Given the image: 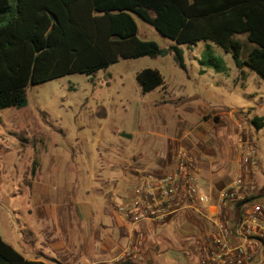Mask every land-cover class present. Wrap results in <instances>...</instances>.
Masks as SVG:
<instances>
[{
  "label": "rangeland",
  "instance_id": "rangeland-1",
  "mask_svg": "<svg viewBox=\"0 0 264 264\" xmlns=\"http://www.w3.org/2000/svg\"><path fill=\"white\" fill-rule=\"evenodd\" d=\"M133 16L141 39L183 51L184 68L173 52L121 59L89 77L75 74L32 85L26 107L0 110V230L4 239L7 230H16L20 243L37 239L52 263L87 264L96 258L92 251L86 254V246L79 259L57 250L60 242L75 248L77 232L90 226L98 229L96 240L110 227L125 236L117 264H153L147 247L155 239L163 243L160 251L167 246L163 234L157 237L166 220L133 225L118 207L135 197L145 177L172 171L158 174L157 168L176 164L178 139L193 132L235 147L238 170L242 157L253 151L244 172L255 185L251 196L264 203V129L251 123L264 117V81L247 67H236L232 55L213 43L178 46ZM234 39L244 43L246 57L253 45L246 35ZM208 46L223 59L226 73L201 65ZM145 68L157 69L164 79L147 94L136 80ZM195 242L189 237L180 244Z\"/></svg>",
  "mask_w": 264,
  "mask_h": 264
},
{
  "label": "trees",
  "instance_id": "trees-1",
  "mask_svg": "<svg viewBox=\"0 0 264 264\" xmlns=\"http://www.w3.org/2000/svg\"><path fill=\"white\" fill-rule=\"evenodd\" d=\"M134 14L178 46L215 44L232 55L236 67H247L264 81V0H0V110L26 107L32 85L75 74L89 77L121 59L173 52L184 68L180 48L162 49L139 37ZM236 35H246L253 45L244 58V43ZM201 65L227 72L210 46ZM136 80L143 94L164 84L152 68L141 70ZM251 123L264 129V117ZM186 252L191 264H199L200 244ZM0 264L45 263L25 258L0 232Z\"/></svg>",
  "mask_w": 264,
  "mask_h": 264
},
{
  "label": "built area",
  "instance_id": "built-area-1",
  "mask_svg": "<svg viewBox=\"0 0 264 264\" xmlns=\"http://www.w3.org/2000/svg\"><path fill=\"white\" fill-rule=\"evenodd\" d=\"M254 152L242 157V166L230 186L217 198L204 190L194 158L181 149L172 171L145 177L135 197L118 211L124 221L160 223L183 211L193 210L209 218L212 231L203 242L199 264H264V203L252 197L254 183L246 173ZM215 204L217 213L210 216ZM126 221V222H127Z\"/></svg>",
  "mask_w": 264,
  "mask_h": 264
},
{
  "label": "crops",
  "instance_id": "crops-1",
  "mask_svg": "<svg viewBox=\"0 0 264 264\" xmlns=\"http://www.w3.org/2000/svg\"><path fill=\"white\" fill-rule=\"evenodd\" d=\"M208 134V133H207ZM193 132L191 135H185L178 139L179 148H187L189 154L195 159V165L199 171L200 183L205 191L212 193L215 198L220 191L230 186L235 179L238 171L237 151L229 142H219V140L210 142L209 135ZM207 138V139H206ZM205 146H203V142ZM227 141V140H226ZM202 142V145L201 143ZM208 142V143H207ZM202 146V147H201ZM186 151V149H185ZM176 152V151H175ZM175 152L173 159L175 160ZM188 152V151H187ZM172 159V160H173ZM198 159V160H197ZM175 163L172 161L169 164L157 168L158 174H165V172L173 170ZM215 204L209 208L210 216L217 213ZM82 214L88 218L91 213L82 211ZM78 227V226H77ZM79 229V227H78ZM116 228H107L102 233V238L96 240L94 233L97 228L87 226L86 233L77 232L74 241L73 249L69 250L66 243L60 242L61 246L57 247L63 256H66L68 251H71L70 258H80L81 255L94 252L96 258L87 264H117L119 260L117 251L126 243L125 236L121 234ZM10 230V229H9ZM7 230L3 239L12 245L16 250L29 260L42 261L45 264H64V262L52 263V259L46 254L41 242L34 239L33 242H21L16 233V230ZM80 230V229H79ZM212 231V224L209 218L193 211L186 210L173 217L166 219L163 229L157 230V237L160 234L165 236L167 246L161 251L162 241L155 239L154 245L150 248L149 258L153 264H191L189 261L186 248L180 244L181 240L193 237L202 248L203 243L208 241V236ZM205 239V240H204ZM81 240V241H80ZM204 240V241H203ZM164 241V240H163ZM82 246H86V254L82 253ZM68 255V253H67ZM67 264H81L76 260H71Z\"/></svg>",
  "mask_w": 264,
  "mask_h": 264
}]
</instances>
